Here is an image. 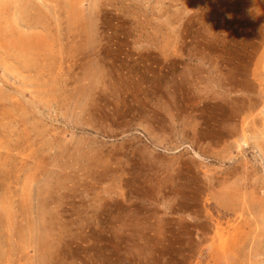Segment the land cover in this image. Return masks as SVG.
<instances>
[{
  "label": "rangeland",
  "instance_id": "1",
  "mask_svg": "<svg viewBox=\"0 0 264 264\" xmlns=\"http://www.w3.org/2000/svg\"><path fill=\"white\" fill-rule=\"evenodd\" d=\"M0 264H264V0H0Z\"/></svg>",
  "mask_w": 264,
  "mask_h": 264
}]
</instances>
